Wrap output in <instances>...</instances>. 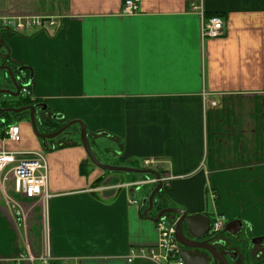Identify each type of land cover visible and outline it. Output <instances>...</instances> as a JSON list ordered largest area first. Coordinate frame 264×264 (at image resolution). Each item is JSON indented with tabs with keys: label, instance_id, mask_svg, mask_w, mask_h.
Wrapping results in <instances>:
<instances>
[{
	"label": "crops",
	"instance_id": "0c3cea01",
	"mask_svg": "<svg viewBox=\"0 0 264 264\" xmlns=\"http://www.w3.org/2000/svg\"><path fill=\"white\" fill-rule=\"evenodd\" d=\"M123 3L0 0V65L31 69V101L50 120L39 131L81 121L101 164L165 179L156 205L240 221V247L264 237V0H140L134 15ZM208 16L223 19L222 37H201ZM22 18L57 25L3 28ZM10 122L21 140L7 141L0 122V153L41 152L50 197L26 200L0 181V264H157L128 262L157 252L142 204L154 177L96 168L76 127L42 141L26 117ZM254 247L264 264V244Z\"/></svg>",
	"mask_w": 264,
	"mask_h": 264
},
{
	"label": "built area",
	"instance_id": "2783aa9c",
	"mask_svg": "<svg viewBox=\"0 0 264 264\" xmlns=\"http://www.w3.org/2000/svg\"><path fill=\"white\" fill-rule=\"evenodd\" d=\"M140 0H124L123 14L134 15L138 11ZM201 16L204 14L201 12ZM57 25L55 20H43L40 18H22L14 19L3 24V28L13 34H22L27 30L39 28L46 30ZM224 34V21L218 16L203 19L201 25V37L203 39H217ZM25 78L24 86L21 87L20 95L25 99H32L30 84ZM5 139L12 143H18L21 140L19 126L16 124L8 125L4 131ZM151 161H145V166ZM162 178V177H161ZM165 179L162 178V182ZM0 181L1 184H11L15 194L20 195L26 200H35L39 198L48 199L50 196L46 191L48 181V167L41 152L36 153H0ZM156 184V180H152ZM136 205L135 201L130 202ZM155 205V204H154ZM177 216H163L155 223L158 233L157 252L152 249L140 248L131 251L128 262L148 261L152 263L163 264H183L180 258L181 247L175 239V228ZM227 221L224 217H215L211 219L209 234L219 236L225 228ZM50 259L43 260L48 264Z\"/></svg>",
	"mask_w": 264,
	"mask_h": 264
},
{
	"label": "water",
	"instance_id": "95a60500",
	"mask_svg": "<svg viewBox=\"0 0 264 264\" xmlns=\"http://www.w3.org/2000/svg\"><path fill=\"white\" fill-rule=\"evenodd\" d=\"M0 72L3 73L2 80L4 83L10 84L11 89H1L0 96H8L10 98H17L20 95L21 87L24 86V79L14 75L12 68L6 63L0 65ZM17 73L22 75L23 73H30L27 84L29 85L32 81V72L31 69L27 67H19L16 69ZM25 78V77H24ZM22 99H25L22 97ZM27 100V99H25ZM5 103L0 104V121L2 124H5L6 115H20L22 113H28V122L31 125L32 132L37 139L42 141L54 140L64 134L66 131L71 130L73 127H76L75 132H79L80 136V145L84 150L87 158L96 168L107 171V172H116V173H128V174H138V175H149L154 177L156 180V186L150 193L147 199H144L142 204L145 205L147 202V208L143 211V217L147 220L157 223L159 219L166 215L179 216L176 228H175V239L180 245V258L183 261V264H230L229 262V252L219 251L212 245L207 242H198L193 241L186 237L183 233L182 226L183 224L186 227L187 233L189 236L194 237L196 240H201L208 233L211 220L203 215H188L183 209L179 208H162L156 215L155 218L149 216V213L154 208L155 197L162 190L163 182L162 176L154 170H140L135 168H124L116 166H108L101 164L93 154L91 147L87 140V131L85 125L78 120L70 121L67 124L61 126L59 129L54 130L49 133H41L38 129L39 126L47 125L50 120L47 118H41L37 120V113H45L47 110V105L44 103H39L35 105H28L21 108H3L2 106ZM242 230V223L240 221H230L225 225L224 233L228 234L231 237H235L237 234H240ZM250 244L253 246L264 244V237H256L250 240ZM194 251H202L203 254H195Z\"/></svg>",
	"mask_w": 264,
	"mask_h": 264
},
{
	"label": "flooded vegetation",
	"instance_id": "af4514ba",
	"mask_svg": "<svg viewBox=\"0 0 264 264\" xmlns=\"http://www.w3.org/2000/svg\"><path fill=\"white\" fill-rule=\"evenodd\" d=\"M6 65H8V66H10L12 68V70L14 72V75H16V76H18V77H20V78L25 80V78L23 76H21L20 73L16 72V68L13 65H11V64H6ZM27 100L29 101V103L27 102L25 105H22L21 102L19 104L15 105L14 103H11V101H10V104L9 103H5L2 107L3 108H21V107L28 106V105L39 104L38 102L31 101V99H27ZM43 114L44 113H41L39 111L37 113L36 118L38 119V117L40 116L39 119L41 120V118H43ZM6 117H10V116L7 115ZM6 117H5V119H7ZM5 122H6V120H5ZM177 218H179V216H177ZM182 230H183L184 235L186 237H188L189 239L193 240V241L207 242V243H209L210 245H212L213 247H215L219 251H227V252H229V254H230V256L228 258L229 262H230V264H234V262H235L234 260L237 257L236 254H235V250H238L240 248V246L242 245V242H240V240L236 239V236H238L239 234H237L235 237H231V236H229L228 234L225 233L226 237L223 238V237H221V234H223V232L219 236H213V235H210L209 231H208V233L204 236L203 239L196 240L194 237L189 236L184 224L182 226ZM194 253L195 254H203L202 251H194Z\"/></svg>",
	"mask_w": 264,
	"mask_h": 264
},
{
	"label": "rangeland",
	"instance_id": "374dc122",
	"mask_svg": "<svg viewBox=\"0 0 264 264\" xmlns=\"http://www.w3.org/2000/svg\"><path fill=\"white\" fill-rule=\"evenodd\" d=\"M11 34H13V33H11ZM2 78H3V73L0 72V90L1 89H11L10 84L4 83V81L2 80ZM10 101H11V103H14L15 105H17L20 102H22V97L19 96L17 98H10L8 96H0V104L1 103H9L10 104ZM9 116H10V119L14 117L13 114H9ZM17 116L19 117V119L26 117V119L29 120L28 113L27 114L26 113H22V114L17 115ZM0 122H2V121H0ZM15 124H18V123H15ZM75 129H77V128H75ZM71 131H72V129L66 131L64 134H62L61 136H59V138L67 137L69 133H72ZM76 136H77L78 140L80 141V136H79V132L78 131H76ZM169 208H172V207H169ZM167 216H171V215H167ZM221 237H223V238L226 237V235H225L224 232H223V234H221ZM254 248L255 247L252 246L250 244V242L248 244H246L245 246L239 248V253H240V255L243 258V262H246V259H247V260H249V264H259L258 261H256L255 258L253 257L252 250Z\"/></svg>",
	"mask_w": 264,
	"mask_h": 264
},
{
	"label": "trees",
	"instance_id": "16d2710c",
	"mask_svg": "<svg viewBox=\"0 0 264 264\" xmlns=\"http://www.w3.org/2000/svg\"><path fill=\"white\" fill-rule=\"evenodd\" d=\"M210 17H213V16H208L207 18H210ZM29 103V101L28 100H25V99H22V105H25L26 103ZM7 116V115H6ZM5 116V117H6ZM14 116H16V115H14ZM7 119H6V122H5V124L4 125H6V127L8 126V125H11L12 123L10 122V117H6ZM61 126H59L58 128H56L55 130H57V129H59ZM4 135V134H3ZM5 137V136H4ZM160 195V192L156 195V196H159ZM156 198V197H155ZM155 206L157 207V210L158 211H160L162 208H165V207H163V206H161V205H156V202H155Z\"/></svg>",
	"mask_w": 264,
	"mask_h": 264
}]
</instances>
